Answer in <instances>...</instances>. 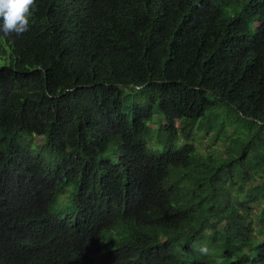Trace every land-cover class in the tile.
Returning a JSON list of instances; mask_svg holds the SVG:
<instances>
[{
	"label": "trees",
	"instance_id": "1",
	"mask_svg": "<svg viewBox=\"0 0 264 264\" xmlns=\"http://www.w3.org/2000/svg\"><path fill=\"white\" fill-rule=\"evenodd\" d=\"M0 264H264V0H33L0 32Z\"/></svg>",
	"mask_w": 264,
	"mask_h": 264
},
{
	"label": "clouds",
	"instance_id": "2",
	"mask_svg": "<svg viewBox=\"0 0 264 264\" xmlns=\"http://www.w3.org/2000/svg\"><path fill=\"white\" fill-rule=\"evenodd\" d=\"M33 0H0V32L4 34H22L29 27V9ZM207 254L209 249L203 246L199 250Z\"/></svg>",
	"mask_w": 264,
	"mask_h": 264
},
{
	"label": "rangeland",
	"instance_id": "3",
	"mask_svg": "<svg viewBox=\"0 0 264 264\" xmlns=\"http://www.w3.org/2000/svg\"><path fill=\"white\" fill-rule=\"evenodd\" d=\"M204 135H200L199 136V141L198 142V145L200 150L203 152V153H209V152H215L216 154L218 155H222L223 153V145H222V142H220V144H214V142L210 139H204L203 138ZM44 138L43 137H38L36 139V143L37 144H42L44 143ZM75 189L73 186H70L69 188H67L66 190V193L62 195V197L60 198V201H59V204L58 206L56 207V209L54 210V214L57 215V216H60L62 218H66L68 215H71L72 214V207H73V200H71V202H69L70 200V197H71V192L74 193ZM70 203V204H69ZM259 225L256 224V228L258 229ZM258 234V241L262 240V236ZM204 243L206 244H211V241L209 239V237H207L204 241Z\"/></svg>",
	"mask_w": 264,
	"mask_h": 264
}]
</instances>
